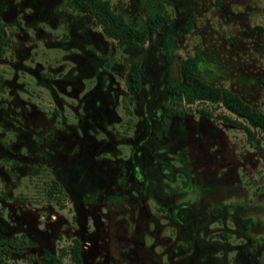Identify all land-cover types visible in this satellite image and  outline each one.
Instances as JSON below:
<instances>
[{"label": "rangeland", "instance_id": "rangeland-1", "mask_svg": "<svg viewBox=\"0 0 264 264\" xmlns=\"http://www.w3.org/2000/svg\"><path fill=\"white\" fill-rule=\"evenodd\" d=\"M107 1L145 19L138 0ZM163 1L167 19L137 50L66 0H0V240L35 245L0 264H74V250L81 264H264V136L221 104L165 117L161 47L175 33L173 76L197 52L200 78L263 110L264 0ZM195 106L247 126L250 143Z\"/></svg>", "mask_w": 264, "mask_h": 264}, {"label": "trees", "instance_id": "trees-1", "mask_svg": "<svg viewBox=\"0 0 264 264\" xmlns=\"http://www.w3.org/2000/svg\"><path fill=\"white\" fill-rule=\"evenodd\" d=\"M145 14V19H140L136 25L128 23L119 12L114 11L107 0H66L71 9L83 10L89 18H92L99 26L104 36L116 41L119 47H131L140 49L146 41L148 33L157 31L167 19L164 11L163 0H138ZM191 28V21L187 17L180 26L182 33H187ZM175 34V33H174ZM174 34L166 33L162 39V51L164 55V83H163V110L167 118L176 116L182 117L194 104L208 103L211 105L221 104L230 113L248 120L257 131L264 136V109L258 110L244 101L238 94L231 90L212 85L204 81L195 71L198 61V54L183 58L178 64V73L172 75V60L174 52ZM7 46V39L4 37V27L0 20V56L3 55ZM142 54H139L130 63L126 74V90L129 94H136L142 87ZM194 111L207 117L222 120L224 122L241 125L228 115H212L206 107L195 106ZM246 133V139L250 143L251 130L241 125ZM256 155L264 161V147L254 145ZM20 239L0 240V253L7 256L9 253L24 250L27 252L34 244L23 246ZM24 243V242H23ZM31 254L28 256L30 258ZM71 260L74 264H81L77 250L71 253ZM44 258L51 264H59V258L53 254H44Z\"/></svg>", "mask_w": 264, "mask_h": 264}, {"label": "flooded vegetation", "instance_id": "flooded-vegetation-1", "mask_svg": "<svg viewBox=\"0 0 264 264\" xmlns=\"http://www.w3.org/2000/svg\"><path fill=\"white\" fill-rule=\"evenodd\" d=\"M163 99H164V96H163ZM162 109H163V103H162ZM163 112H164V110H163ZM164 115H165V113H164ZM165 117H166V116H165ZM32 248H33V247H32ZM30 249H31V248H30ZM30 249H29V250H30Z\"/></svg>", "mask_w": 264, "mask_h": 264}, {"label": "crops", "instance_id": "crops-1", "mask_svg": "<svg viewBox=\"0 0 264 264\" xmlns=\"http://www.w3.org/2000/svg\"><path fill=\"white\" fill-rule=\"evenodd\" d=\"M35 248V247H34ZM31 250H33V248H31ZM31 250H29L28 252H27V254L29 253V252H31ZM27 256V255H26Z\"/></svg>", "mask_w": 264, "mask_h": 264}]
</instances>
